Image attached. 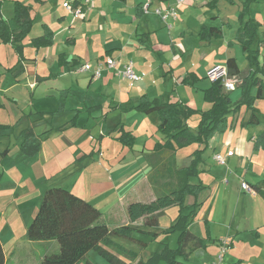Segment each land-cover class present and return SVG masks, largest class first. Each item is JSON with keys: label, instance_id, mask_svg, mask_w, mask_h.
<instances>
[{"label": "crops", "instance_id": "0c3cea01", "mask_svg": "<svg viewBox=\"0 0 264 264\" xmlns=\"http://www.w3.org/2000/svg\"><path fill=\"white\" fill-rule=\"evenodd\" d=\"M8 1L9 3H6L7 0H0L1 17L10 24L12 29L17 28L13 23L15 2L31 7L34 25L23 42L24 51L22 55L16 52L12 44L0 43V146H2V149L6 147L3 152L0 151V172L2 173L0 182V241L6 264H9L11 260L14 264L24 262L39 264L45 257L57 253L58 250L60 251V247L55 241L33 244L34 242L26 239V230L40 207L49 180L54 177L53 174L57 170L55 168L48 170L53 160L55 163V159L50 158L52 157V154L49 153L50 149L47 148L49 135H60L58 137L60 153L63 148L71 147L75 149V157L77 152H83L81 149L83 145H86V148H91L90 152L84 151L81 157L73 158L74 160L72 159V163H69L67 168L74 164L72 169L75 170L74 173H80L85 177L88 187L92 188L93 194L103 198V205H106V200L113 201L110 209L112 218L115 219L117 213L121 214L122 211L124 217L131 203H150L154 201L156 192L148 179L151 170L148 162L155 144L159 141L155 143L148 136L155 134L156 131H154V128L152 130L144 128L146 135L139 136L135 130H132V127L122 122L118 123L112 130H110L112 128L110 127L106 131V123L111 115H116L118 108L115 100L109 106H107V103L114 93H118V100H121L120 98L127 95V89L130 88L134 89L140 97L146 95L150 99H156L158 97H153L156 95L163 103L182 102L181 99H178L177 90L184 85L182 81L190 72H187L184 76L176 75L177 72L172 63L182 61L185 56V48L182 47L181 41H177L175 38L182 41H187L186 37H189L192 41L195 38L201 46L204 43L199 39L202 27L221 28L222 37L227 39L228 33L233 35L234 29L237 31L239 23H237V26L231 22L232 19L225 17L223 18L225 21L221 26L216 25L221 20V2L227 0H220L215 8L210 6L213 0H185L184 4L177 9L178 18L171 20L173 25L171 29L167 28L166 23L155 14L154 10L157 7L174 5L175 0L167 3L152 2L149 14L143 13L140 9L146 3L145 0H95L90 7L84 8L83 18H77L70 14L64 8V4L68 0H63L62 8L57 11L59 15L56 19V27L53 28L45 22L49 19L48 16L51 15L52 18L57 0ZM107 5L109 8L106 10ZM237 5L238 13L241 4ZM110 8L112 9L109 10ZM91 17L100 20L99 25L102 32L105 31L106 33V30L108 31L109 20L113 21L115 26L112 28L113 33L108 43L98 46L95 41H91L87 50L88 55L86 54L88 60L83 61L80 51H77L79 44L77 36L81 34L92 35L94 24L90 19ZM255 20L263 24L257 19ZM44 26H47L54 34L53 45L36 49L32 45V41L44 35ZM226 26L231 29L228 31ZM175 30L180 31L178 37H174L173 32ZM234 38L236 40V35ZM212 42L213 40L206 43L210 45ZM234 45L231 44L230 48ZM29 46L33 48V55L28 54ZM181 48H184V51ZM54 51L57 54V64H55V59L51 54ZM70 55H73V57ZM60 56H62L61 60ZM108 57L119 59L123 63L127 58L133 61L135 72L142 78L140 83L130 87L127 81L122 80L114 71L109 69L103 71L102 78L94 81L91 73H82L79 70L82 65L87 63L95 67ZM226 58H235L239 64L238 58L231 54ZM64 62L66 65H64ZM60 63H63V65H60ZM17 64L20 65L21 69L18 72L12 71ZM217 65L219 64L211 63L207 66L206 70L204 69L203 77H200L196 71L191 73L203 81V78H207L208 71ZM151 76H156L154 79L157 80L153 81V78L150 79ZM211 83L204 84L203 88H200V84H197L196 90H207L210 88ZM93 87L100 90L98 101L95 99L96 96L91 94L90 90ZM166 93L172 95L176 93L177 95H173L169 99L167 96H163ZM130 95L128 93L129 97ZM43 96L58 99L55 112L38 111L34 107L33 104L37 98ZM63 98H65L64 110L59 112L60 100ZM173 98L177 100L172 101ZM168 99L170 102L167 101ZM100 100H104V103H100ZM188 106L191 109L193 107L192 104ZM106 110L114 111L113 113L110 111L106 113ZM197 111L204 112L200 108ZM72 112L75 115L71 121L69 120L59 126H55L51 122L49 127L39 134L38 125L35 124H39V122L41 124L43 120L48 122L47 115L63 114L69 118ZM84 112L88 115H84ZM154 114L156 113L144 114V118H141V120L145 122L146 119H150L157 122L159 116L153 118ZM141 116H143V113L139 112L138 117ZM249 117L250 112H247L244 118L241 117L240 113L231 114L228 118L226 132L216 134L210 140L204 153L205 162L202 166L204 170L199 177V182L207 186L208 189L202 195V206L192 221L190 231L195 236L205 240V246L190 253L186 260L187 263L191 261L196 253H200L206 257L207 262H210L205 264H214L213 258L219 252L220 241L224 238H230L233 244L228 252L227 264H264V167L259 165L261 162H257L258 159L264 158V150L254 148L256 136L264 129L258 127L259 130L252 131L251 128L253 127L247 126ZM22 121L27 122L24 124V127H26L16 133L14 131L16 124ZM188 125L190 128L189 122ZM122 127L127 132L135 134V145L132 149L124 147L117 140L120 137ZM27 129H32L35 136L41 141L40 151L32 157L23 155L20 150L24 140L22 133ZM114 129L116 130L114 131ZM71 130L74 132L73 136L68 135ZM190 130L193 133L197 132L191 128ZM155 139H158V136ZM138 141L141 142L139 148H137ZM112 142L121 145L118 147V155L114 157V165L109 161L106 164V156L109 158L111 154ZM17 146H19L17 151L12 150L13 147ZM202 148L203 146L194 144L189 148L178 150L176 154L178 168L188 166L191 155ZM6 150H8V153L3 156L2 154ZM183 154H186L184 158L182 157ZM216 155L226 158L227 172L238 175V178L241 179V185L243 181L253 188L260 185V192L249 193L248 197V193L243 191L242 195L238 194V197H236L235 193L238 192L235 191L233 194L236 201H233L231 199L232 194L227 187L226 169L221 168V164L219 165L216 162L214 159ZM131 157L133 160L130 159ZM210 157L211 161L209 160ZM181 158L184 162L186 161L184 164L180 163ZM89 162L93 163L88 164ZM95 172L100 175L97 180L93 179ZM74 173L71 175H74ZM131 181L132 183H130ZM106 193H108L107 196ZM115 196L118 197V201L114 200ZM219 200L222 201V207L225 209L221 220L215 219L214 216L215 209L219 211L221 208ZM173 209L177 210L170 219L172 223L179 214L177 207L165 210L162 215L164 217L168 211H173ZM189 212L190 209L186 210L184 214ZM117 217L119 218V216ZM201 222L203 232L200 226L201 231L196 235L194 229ZM16 223H19L17 229L15 228ZM123 224L124 226L128 225L129 218L124 217ZM141 224L142 221L137 223V225ZM134 237L141 240L136 236ZM35 245H42L45 250L38 253ZM126 247L134 250L132 246L126 245ZM34 252L40 254V256L34 255Z\"/></svg>", "mask_w": 264, "mask_h": 264}, {"label": "trees", "instance_id": "16d2710c", "mask_svg": "<svg viewBox=\"0 0 264 264\" xmlns=\"http://www.w3.org/2000/svg\"><path fill=\"white\" fill-rule=\"evenodd\" d=\"M151 1L167 3L171 0ZM219 1L213 0L210 6L215 8ZM229 1L233 4L232 0ZM261 1L264 2V0H241L236 41L247 56L250 69L242 78L241 99L233 104L229 94L224 91L221 81L212 82L210 88L205 90V100L211 104V107L204 112L193 110L180 101L163 103L159 98L150 99L146 95L142 96L137 106L131 109L146 115L157 113L161 122L158 131L165 139L155 145L149 161L151 170L148 179L156 192V199L150 203H131L127 208L129 224L110 230L105 224L99 223L102 217L100 210L86 200L61 187L47 189L33 221L26 230V239L30 242L55 241L60 251L45 257L39 264H80L81 262L93 264L88 259L92 251L110 264H188L186 260L190 253L205 246V240L195 236L190 231V226L202 206V195L208 188L201 182L193 183L191 179L198 178L203 173L202 166L205 162L203 156L209 142L216 134L226 132L231 114L238 113L240 108L245 106L247 111H250L247 126L261 125L258 112L253 105L257 99L264 100V66H259L257 62L259 48L254 49L256 43L262 42L259 39V28L262 24L251 17L252 6ZM140 9L143 12V8ZM13 23L17 26L16 29H12L1 17L0 2V43L12 44L16 52L22 55L23 42L34 25L31 7L15 2ZM43 29L44 35L32 41L36 49L53 45V32L47 26ZM218 38H222L221 28H201L200 41L210 42ZM226 67L231 76H241L242 71L235 58L227 59ZM19 69L21 67L17 64L12 71L18 72ZM197 82L198 78L195 74H188L182 81L184 85L191 87H195ZM64 99L60 100L59 112L64 110ZM192 115H200L196 133H193L188 125ZM120 131L118 142L132 149L135 136L123 127ZM22 136L24 140L20 148L21 153L30 157L36 155L41 149L39 138L32 129L25 130ZM193 144L201 145L203 148L191 155L188 166L178 168L177 151ZM254 148L264 150V130L256 136ZM7 153L8 150L2 155L6 156ZM1 179L0 172V182ZM259 186L252 187L254 192H260ZM172 207L179 209V214L170 227L172 232L179 234L178 246L175 249L170 248L167 243L163 244L160 252L152 253L144 261L137 259V253L120 245L133 246L145 251L148 244L136 239L135 232L155 238L160 236L163 232L159 229V219L165 210ZM188 209L190 212L184 214ZM140 221L142 224L138 226L137 223ZM180 258H183L184 262ZM0 264H6L1 241Z\"/></svg>", "mask_w": 264, "mask_h": 264}, {"label": "rangeland", "instance_id": "374dc122", "mask_svg": "<svg viewBox=\"0 0 264 264\" xmlns=\"http://www.w3.org/2000/svg\"><path fill=\"white\" fill-rule=\"evenodd\" d=\"M20 1H24V0H20ZM31 1L34 2L35 0H31ZM62 1L63 0H57V3L53 9L52 18H51V15H50V17L48 16L49 19L45 22V23H48V25H50L53 28L56 27V19L59 15V13L57 11L60 8H62L61 7ZM68 1H70V0H68ZM232 1H233V4H231V2L229 0L221 2V6H220V9H221L220 19L221 20H219V22L216 25L221 26L222 23L225 21V20H223V18H225V17L232 19L231 22H233V24L237 25L238 17H239V12L237 13V11H238V5L237 4H239V3L241 4V1L240 0H232ZM6 3H9V1L7 0ZM128 6L130 7V5H128ZM108 8H109V6L107 5L106 10ZM111 9L112 8H110L109 10H111ZM7 11H8V9H7ZM207 11L210 13L209 10H207ZM54 12H55V14H54ZM181 12H182V10H181ZM251 17H253V18H255L258 21L263 23L261 25V27L259 28V36H260L259 39L262 42L256 43L254 45V49L259 48V50H260L257 62H259V66L263 67L264 66V42H263L264 41V2L263 1L255 3L252 6ZM90 19L92 20V23L94 24L92 35L90 36L89 34H81V35L77 36L78 43H79L77 46V51H80L83 61L88 60L87 59V55H88L87 50L90 47L91 41H95L98 46H102V45L106 44V42L108 43L109 38L111 37V35L113 33L112 28L115 26V23L113 21L109 20L108 27H107L109 29H108V31L106 30V33H105V31L102 32V28L99 25L101 23L99 19H97L96 17H91ZM179 19H180V17H179ZM38 20H37V23H38ZM214 21H217V20H214ZM226 28L228 31L231 29V28H229V26H226ZM236 32L237 31H235V29H234L233 35H231V33L227 34V39L224 37L218 38V39H213V42L210 45L208 43L204 42L201 46L198 42H196L195 38H193V41L191 39H189V37H186L187 41H182V40H178V38H175V40L181 41L182 47L185 48V51H184V48H181V49H183L182 51L185 52V56L182 59V61L180 60L179 62L175 61L172 63L173 68L176 69V72H177L176 75L177 76H180V75L184 76V75H186L187 72L188 73L190 72L189 74H193L191 72L196 71V73L200 77H203L202 75H203L204 71L206 70L207 66H209L211 63H216V64H219L217 66L224 67L226 64V59H227L226 57H228V55L231 54L232 56L238 58L239 66H240L241 71H242L241 76H239V79L241 80L239 87H237V89L235 91L229 93V96H230L233 104L237 103L242 97V88L240 87L242 84V78L248 74V71L250 69H249V62H248L246 54L242 51V48L240 47V45L237 43V41L234 38L236 35ZM173 34H174V37L175 36L178 37L180 35V31L175 30L173 32ZM117 35H118V33H117ZM231 44H235V45L230 48ZM28 51H29V53H28L29 55L34 54L33 48L30 46L28 47ZM55 51L51 54L53 55V59H55L54 60L55 64H57V58H56L57 54L55 53ZM228 53H230V54H228ZM70 56L73 57V55H70ZM179 59H180V57H179ZM90 60H91V58H90ZM128 61H131V60H129L127 58V60L125 62H128ZM91 62L93 63V61H91ZM56 68H57V66H56ZM201 68L203 70H200ZM80 69H81V67L79 68V70ZM254 69H256V66L254 67ZM154 77H156V76H151L150 79H152V78L154 79ZM206 77H207V75H206ZM206 79L203 78V81H202V79L199 78L198 82L195 84V87H191L189 85L180 86L179 89L177 90V94L179 96L178 99H181L182 103L184 102L183 104H185L187 106L192 104V106H193L192 109L194 108L193 110H195V109L198 110L200 108L201 110L205 111L208 107L211 106V104L205 100V90H200V89L196 90V85L200 84V88H203L204 84H208L209 82L211 83V81L208 78H206ZM156 80L157 79H154L153 81H156ZM82 85H83V83H82ZM85 87H86V85H85ZM126 89H127V87H126ZM90 91H91L92 96H96L95 99L98 101L100 98V94L98 95V92L100 90L93 87ZM127 91H128L127 95L122 96L123 98H120L121 100H118V93H114V95L111 96L112 98L108 101L107 106H109L111 104V102L113 100H115L117 102L118 108L116 110V115L115 116L111 115L108 122L106 123V127H105L106 131H108L110 127H112L110 130H112L120 122L126 123L127 125L132 127V130H135V132L138 133L139 136L146 135L144 128L149 129V130L150 129L152 130V128H154L155 129L154 131H156V132L153 135L150 134L148 136L149 139L152 138L155 141V143L158 141L160 142V140H162V142H163L165 140L164 136L158 131V127L161 123L160 120L157 119V122L154 120H150V119L149 120L146 119L145 122H144V120H141V118H144V114H143V116L138 117L139 112L138 113H137V111L134 112V110L131 109V108H133V106H137L141 97L139 95H137L135 93L134 89H132V88L127 89ZM128 93L131 94L130 97L128 96ZM177 94L174 93L173 95L176 96ZM151 95L153 96L154 94H151ZM173 95L171 93L163 94V96H167L169 99L171 98V96L173 97ZM153 97L159 98V96H156V95ZM101 98H102V96H101ZM169 99L167 101L170 102ZM175 100H177V99L173 98L172 101H175ZM100 101H101L100 103H104V100H100ZM33 105L38 111L55 112L57 109V105H58V99H56V97L55 98H51V97L48 98L46 96L38 97ZM253 108L256 109V111L258 112V116L261 120L260 121L261 125L259 126V128L264 129V100L263 99L255 100ZM109 111L113 113L114 110H106V113H109ZM247 112L249 113L250 111H247L246 107L244 106V107L240 108L238 113H240L241 117L244 118L246 116ZM112 113H110V114H112ZM86 114L87 113L84 112V115H86ZM74 115H75L74 112L71 113V116L69 118L67 116H64L63 114H54V116L53 115L52 116L47 115L48 116L47 117L48 122L43 120V121H41V124L39 122L40 126L38 123H36L35 125H38L37 130L40 131L39 132V134H40V133H43L49 127V124L51 122L53 123V125L59 126V125L65 123L69 120L71 121V119L74 117ZM156 116H159V115L156 113V114H154L153 118H156ZM199 120H200V115H192L191 118L189 119L190 128L193 131H197ZM25 123H27V122L22 121L21 123L16 124L14 131L16 133L22 131L26 127V126L24 127ZM259 128L253 127V128H251V130L256 131V130H259ZM115 130L116 129H114V131ZM73 134H74L73 130L69 131V133H68L69 136H73ZM50 135L48 137L49 141L47 142L48 143L47 148L50 149L49 153L52 154V157H50V158L51 159L54 158L55 163L53 160L51 166L48 167V170H51L52 168H55L57 170H55V174H53L54 177L49 180L48 185L46 186L47 189L52 188V187H61V188H64V189L70 191L74 195L86 200L88 203H90L91 205H93L94 207H96L97 209L100 210V212L102 213V217H101L99 223L105 224L110 230L124 226L123 219H124V217H126L128 219L127 213L123 217L124 214L122 211L121 214L117 213V216H119V218L117 216L115 217L116 220L114 218H112V215L110 214L111 213L110 209L112 207L113 201L109 202L106 200V205L105 204L103 205V198L101 196H95L93 194L92 188L90 189L88 187V183H87V180L85 179V177L83 175H80V173L79 174L74 173L75 170H72L74 167V164H72L71 166H69L67 168L69 163H72V161L74 160L73 158L81 157L84 151L90 152L91 148L90 147L86 148V145L85 146L83 145L81 147L83 152H81V151L77 152L75 157H74L75 149H73L71 147L63 148V150L60 153L59 152L60 148L58 146V143H59L58 137L60 135H58V134H53L52 136H50ZM156 136H158L159 140L155 139ZM108 144H110V143H108ZM111 144H112L111 154L109 155V158L106 156V160H107L106 164L108 163V161L111 162V164H113V163L115 164V162H113V161H115L114 157H116L118 155V153H119L118 147L121 146L119 143L116 144V143L112 142ZM193 145H190L186 148H189ZM139 146L141 147V142L138 141V147L137 148H139ZM18 148H19V146L13 147L12 150L17 151ZM5 149H6V147H4L2 149V146H0L1 152H3ZM183 149H185V148H183ZM183 155L184 156H182V157L184 158L186 156V154H183ZM56 158H58V159L56 160ZM183 158H181V160H180L181 164H184L186 162V161L185 162L183 161ZM130 159H132V157ZM209 160L211 161V157ZM257 162L258 163L261 162V164H259V165L261 167H264V158L258 159ZM92 163L93 162H89L88 164H92ZM148 163L146 164L147 167H148ZM76 164H78V163H76ZM219 165H220V163H219ZM220 167L226 169V173H227V179L226 180L228 181V186L227 185L226 186L228 187V191H230L232 194L231 199L233 201H236V197H238V194H241V195L243 194V191L241 189V186H242L241 185V179H239L238 175L234 174L233 172L228 173L227 172V165L223 166L221 164ZM57 173H58V175H56ZM72 173H74V175H71ZM258 173H260V172H258ZM70 175H71V177H70ZM98 177H100L99 173L95 172L93 174V179L97 180ZM132 181H134V180H132ZM132 181L130 183H132ZM191 181L193 183H199V177L198 178H192ZM235 191L238 193H235ZM44 192H45V190H44ZM233 192L235 193L236 197L234 196ZM107 195H108V193H106V196ZM247 196L249 197V193L247 194ZM114 200L118 201V197L115 196ZM219 203L221 205V208L219 209V211L215 209L214 216H215V219L221 220L224 216L225 209L222 207L223 203L221 200H219ZM175 210H177V209H173V211H168L164 217H162V216L160 217L159 229L163 233H161L160 236H158L157 238H155L154 236H151V235H147L145 233L135 232L134 236L138 237L139 239L145 241V243L148 244L147 249L145 251L138 250L136 247L132 246V248H134V250H132V251L137 253V257H138L137 259L138 260L142 259V260L146 261L152 253L160 252L163 248V244L167 243L169 245V247L172 249H175L178 246L177 244H178L179 234L177 232H172L170 230V227L172 225L171 224L172 221H170V219H172V217L174 216V213L176 212ZM15 225H16L15 226L16 229L19 228V223H16ZM138 226H140V225H138ZM200 226H201L202 232H203V224L201 222V223H199L197 228L194 229V231L196 232V235L199 234L201 231ZM19 235H20V233H19ZM230 241H231V239H230ZM38 243L39 242H34L33 244H38ZM232 244L233 243L231 241L230 248L232 247ZM120 245L123 246L124 248L128 249L126 247V245H123V244H120ZM35 247L37 248L38 253H41L42 251L45 250V247L42 245H35ZM129 247H131V246H129ZM47 248H49V247H47ZM58 251H57V253H58ZM228 252H229V250H228ZM228 252L225 256L224 264H227V262H228V259H227ZM38 253L34 252V255L40 256V254H38ZM88 259L93 264H110L108 261H106L100 255H98L95 251H92L88 255ZM138 260H137V262H138ZM180 260L184 262L183 258H181ZM213 261H214L213 263L215 264L216 263V256L213 258ZM137 262H135V263H137ZM205 263H210V262L206 261L205 256L201 255L200 253H196L192 257L191 261L188 264H205ZM9 264H14L13 260H11ZM15 264H18V263H15ZM20 264H30V263L24 262V263H20ZM80 264H85V263L81 262Z\"/></svg>", "mask_w": 264, "mask_h": 264}, {"label": "built area", "instance_id": "2783aa9c", "mask_svg": "<svg viewBox=\"0 0 264 264\" xmlns=\"http://www.w3.org/2000/svg\"><path fill=\"white\" fill-rule=\"evenodd\" d=\"M95 0H70L64 4V8L72 15L77 18L84 17V8L90 7ZM146 3L143 6V12L149 14L152 6L151 0H145ZM185 0H175L174 5L162 6L155 8L154 12L159 16L165 23L168 29H171L173 25L171 20H176L178 18L177 9L184 4ZM105 69H109L115 72V74L122 80L127 81L130 86H133L141 81V77L134 70L133 61L121 62V60L108 57L103 62H99L95 67L90 64H84L81 66L80 72H89L92 74V79L94 81L102 78V73ZM207 78L211 82L221 81L223 89L226 93H231L239 87L241 80L238 76H231L226 65L224 67L215 66L207 73ZM215 160L226 165V158L221 155H216ZM242 191L247 193H254L252 187L243 182ZM231 246V241L228 238H224L220 241L219 252L216 255L215 264H224V258Z\"/></svg>", "mask_w": 264, "mask_h": 264}]
</instances>
